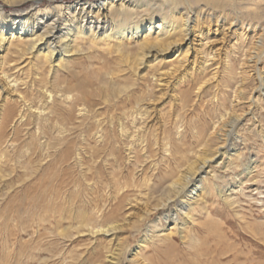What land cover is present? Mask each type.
I'll return each instance as SVG.
<instances>
[{"label": "bare ground", "instance_id": "obj_1", "mask_svg": "<svg viewBox=\"0 0 264 264\" xmlns=\"http://www.w3.org/2000/svg\"><path fill=\"white\" fill-rule=\"evenodd\" d=\"M195 4L0 0V153L25 142L23 157L58 154L51 164L102 188L114 216L78 211L66 238L117 241L103 264H152L147 251L176 234L191 245L209 197L234 210L260 177L239 128L250 121L264 150V0H232L230 13ZM81 58L102 67L78 71ZM125 230L141 236L133 250Z\"/></svg>", "mask_w": 264, "mask_h": 264}, {"label": "rangeland", "instance_id": "obj_2", "mask_svg": "<svg viewBox=\"0 0 264 264\" xmlns=\"http://www.w3.org/2000/svg\"><path fill=\"white\" fill-rule=\"evenodd\" d=\"M196 1L194 0L195 5L198 4ZM199 1L198 6L205 3V0ZM215 1L218 3L215 6L217 10L232 12V0ZM93 60L81 58L73 65L78 71H82L84 66L90 67L91 64L96 68L102 67L99 60ZM114 62L110 60V65L116 67ZM260 113V119H264L263 110ZM251 126L250 121L242 123L239 133L241 132L243 138H248L246 154L251 160L257 161L259 167L260 177L255 186L245 190L243 194H237L238 207L234 210L209 197L205 209H198L199 223L195 227H187L195 242L191 245L185 244L176 234L169 247L164 242L158 243L159 251L152 247L146 253L152 264H264V205L261 203L264 201V150L260 149L261 140L249 133ZM23 145L25 142L16 143L17 149L10 148L6 152L9 156L12 155L11 158L6 153H0V176H3L0 177V264H103L106 252L117 241L112 242L110 238H97V241L87 234L76 235L74 239L66 237L69 233L76 234L74 228L82 220L78 217L80 213H89L92 210L96 212L100 208L99 210H105H102L105 215L109 212L105 220L112 218L114 215L109 210L113 209V203L106 200L102 188L87 191L80 169L74 164L69 168L68 163L63 164L61 168V165L51 164L53 158L51 162L47 164L45 161L46 164L41 166L37 148L31 146L30 154L23 157ZM56 157L55 162L59 161L60 156L57 154ZM172 166L175 167V164ZM256 188L263 194L259 195L254 191ZM207 213H211L215 221L204 226ZM236 213L244 215L246 220H241ZM157 217L158 214L149 221ZM66 229L69 231L66 232ZM126 236L130 237L128 247L133 250L141 236L127 230L119 235L120 239ZM121 264L131 263L123 261Z\"/></svg>", "mask_w": 264, "mask_h": 264}]
</instances>
